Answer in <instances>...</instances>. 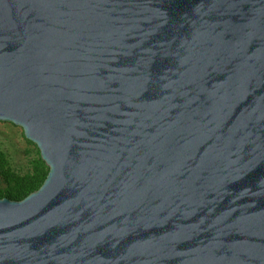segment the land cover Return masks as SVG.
<instances>
[{
    "label": "water",
    "instance_id": "obj_1",
    "mask_svg": "<svg viewBox=\"0 0 264 264\" xmlns=\"http://www.w3.org/2000/svg\"><path fill=\"white\" fill-rule=\"evenodd\" d=\"M0 121V264H264V0H0Z\"/></svg>",
    "mask_w": 264,
    "mask_h": 264
},
{
    "label": "trees",
    "instance_id": "obj_2",
    "mask_svg": "<svg viewBox=\"0 0 264 264\" xmlns=\"http://www.w3.org/2000/svg\"><path fill=\"white\" fill-rule=\"evenodd\" d=\"M5 155L0 152V198L21 200L37 190L45 180L48 166L42 160L38 150V157L31 162L29 170L18 174L8 167Z\"/></svg>",
    "mask_w": 264,
    "mask_h": 264
},
{
    "label": "rangeland",
    "instance_id": "obj_3",
    "mask_svg": "<svg viewBox=\"0 0 264 264\" xmlns=\"http://www.w3.org/2000/svg\"><path fill=\"white\" fill-rule=\"evenodd\" d=\"M0 152L6 157L7 167L18 174L29 170L38 157L36 144L24 136L22 128L5 121H0Z\"/></svg>",
    "mask_w": 264,
    "mask_h": 264
}]
</instances>
